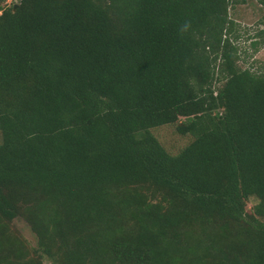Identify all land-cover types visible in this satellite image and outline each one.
Wrapping results in <instances>:
<instances>
[{"label":"trees","instance_id":"1","mask_svg":"<svg viewBox=\"0 0 264 264\" xmlns=\"http://www.w3.org/2000/svg\"><path fill=\"white\" fill-rule=\"evenodd\" d=\"M248 1L0 0V264H264V68L238 65L230 15ZM170 124L192 137L176 155L150 132Z\"/></svg>","mask_w":264,"mask_h":264},{"label":"rangeland","instance_id":"2","mask_svg":"<svg viewBox=\"0 0 264 264\" xmlns=\"http://www.w3.org/2000/svg\"><path fill=\"white\" fill-rule=\"evenodd\" d=\"M13 0H6L11 4ZM231 18L235 23L234 43L238 49V65L241 68H250L252 71H262L264 68V52L261 48L255 50L251 43L260 41L257 36L259 30L264 29V8L256 0H249L246 4L238 5L230 11ZM164 150L170 155H176L185 148L192 137L188 134H179L176 124L164 125L150 130ZM2 141L0 134V143ZM136 191L144 197L146 203L160 202L163 195L154 191L148 185H141ZM256 198H250L246 203V212L250 213L252 206L257 203ZM8 233L13 240L14 247L20 256L25 250L24 259L36 260L37 240L25 218L19 217L7 225ZM12 242V241H11ZM40 264H53V262L42 255Z\"/></svg>","mask_w":264,"mask_h":264},{"label":"water","instance_id":"3","mask_svg":"<svg viewBox=\"0 0 264 264\" xmlns=\"http://www.w3.org/2000/svg\"><path fill=\"white\" fill-rule=\"evenodd\" d=\"M16 7V6H15Z\"/></svg>","mask_w":264,"mask_h":264}]
</instances>
